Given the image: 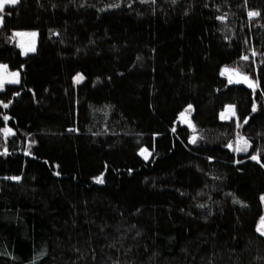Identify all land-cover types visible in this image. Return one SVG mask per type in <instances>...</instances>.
Listing matches in <instances>:
<instances>
[{
  "label": "trees",
  "instance_id": "trees-1",
  "mask_svg": "<svg viewBox=\"0 0 264 264\" xmlns=\"http://www.w3.org/2000/svg\"><path fill=\"white\" fill-rule=\"evenodd\" d=\"M0 17V64L20 73L0 90V264H264V0H19Z\"/></svg>",
  "mask_w": 264,
  "mask_h": 264
},
{
  "label": "snow or ice",
  "instance_id": "snow-or-ice-1",
  "mask_svg": "<svg viewBox=\"0 0 264 264\" xmlns=\"http://www.w3.org/2000/svg\"><path fill=\"white\" fill-rule=\"evenodd\" d=\"M18 2V0H0V10L3 9L5 4H12L15 5ZM173 2H175V0H173ZM259 13L255 12V11H250L249 12V16L250 17H254V16H258ZM220 19H224V17H220ZM0 20H2V17H0ZM17 35H31V36H35V33H29V34H22V33H17ZM21 47L24 48L25 53H27L28 51H35V48L33 45H29L27 47H25V45L22 43ZM245 60L248 59V57H244ZM19 73L17 72H9L8 71V66L7 65H0V90H2L5 86L6 83L8 84H15V83H19ZM75 79L79 80L81 79V77L78 75ZM241 81H243V83L247 84V86L249 88L255 89L257 87V84L255 82H253L247 75H240L238 74V78L236 79V83H240ZM232 77H229V83H232ZM19 93H17L18 95ZM0 105H3V107L7 108L8 104L4 103L3 101H0ZM188 108H192L191 105L188 106ZM228 108L231 110L230 116L225 117L224 114H221V118L222 119H230L231 116H235L236 113L234 111L235 106L234 105H229ZM256 108L255 106H253V111H255ZM183 115V113L181 114ZM5 120L10 119V117L5 116L4 117ZM244 123H247V119H245ZM236 124L237 127L240 126V122H239V117H237L236 119ZM190 126L193 128V130L195 131V125L190 124ZM3 133L5 135V138H7V136L9 134H14L11 128H4ZM196 137L194 136L192 138V142L195 143L196 142ZM229 148H233L234 151L240 152V151H246L248 149V147H250V143L249 141L240 136L239 133L237 134V140H236V147H233L232 144L228 145ZM5 152H7V148H5ZM141 155H143L145 157V159L148 158V153H147V149H142L141 150ZM251 159L253 160H257L259 162V154L257 155H253L251 157ZM57 175H59V173H57ZM10 179L12 180H19L20 177H11ZM99 182L103 183L102 178H97ZM262 200H264V196L261 197ZM234 202H239V201H234ZM201 207H203V205H201ZM261 222L264 223V217L261 218ZM260 231H262V234H264V230L262 229H258Z\"/></svg>",
  "mask_w": 264,
  "mask_h": 264
},
{
  "label": "rangeland",
  "instance_id": "rangeland-1",
  "mask_svg": "<svg viewBox=\"0 0 264 264\" xmlns=\"http://www.w3.org/2000/svg\"><path fill=\"white\" fill-rule=\"evenodd\" d=\"M19 1V0H18ZM18 3V2H17ZM16 3V4H17ZM15 4V5H16ZM7 5H12V4H5L4 5V7L5 6H7ZM3 7V8H4ZM2 22H3V19L2 20H0V27L2 26ZM18 33H22V34H29V33H35L36 35L33 37V36H31V35H17L16 34V36H15V40H16V42H17V44L19 45V47L21 48V50H23L22 52H23V54L24 55H27V54H31V53H34L35 51H36V48H37V39H38V35H37V33L36 32H18ZM24 44L25 45V47H27V46H29V45H33L34 46V48H35V51H28L27 53H25V50H24V48H22L21 47V44ZM0 65H2V64H0ZM8 71L9 72H17V73H19L18 71H11V70H9L8 69ZM234 72H236V71H234ZM238 72V71H237ZM19 77H20V73H19ZM20 81V80H19ZM5 85H7V84H5ZM186 114H187V121L188 122H190L191 123V117H192V114H191V111H186L185 112ZM230 113H231V110L227 107L226 109H225V111L223 112V114H224V116L225 117H228V116H230ZM184 114V113H183ZM234 116H231V118H233ZM230 118V119H231ZM222 119V118H221ZM230 119H222V120H224V121H228V120H230ZM187 121H186V124H187ZM193 125V124H192ZM12 134H9L8 136H7V138H5V135H4V133H2V136H0V152H5V148H7V151L9 150V142H10V139H11V136ZM16 148H21L19 145H17V146H15ZM240 152H245V151H240ZM148 157H149V155H148ZM262 223V222H261ZM262 230H264L263 228H261Z\"/></svg>",
  "mask_w": 264,
  "mask_h": 264
},
{
  "label": "water",
  "instance_id": "water-1",
  "mask_svg": "<svg viewBox=\"0 0 264 264\" xmlns=\"http://www.w3.org/2000/svg\"><path fill=\"white\" fill-rule=\"evenodd\" d=\"M238 74L245 75V74H242L240 72H235L233 75H231L232 80H233V82L231 84L243 86V87L247 88L248 90H255L256 89V88L255 89L249 88L247 86V84L243 83V81H241L240 83H236V79L238 78ZM186 119H187V114L186 113H184L183 115H181L180 120L183 123H186V121H187ZM187 124L190 126L191 123L187 121ZM260 228H263L264 229V223H260Z\"/></svg>",
  "mask_w": 264,
  "mask_h": 264
},
{
  "label": "crops",
  "instance_id": "crops-1",
  "mask_svg": "<svg viewBox=\"0 0 264 264\" xmlns=\"http://www.w3.org/2000/svg\"><path fill=\"white\" fill-rule=\"evenodd\" d=\"M23 51V50H22ZM19 78V80H20V77H18ZM6 84H8V83H6ZM15 84H17V83H15Z\"/></svg>",
  "mask_w": 264,
  "mask_h": 264
}]
</instances>
